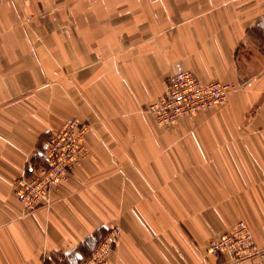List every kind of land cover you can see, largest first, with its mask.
<instances>
[{"label": "crops", "instance_id": "1", "mask_svg": "<svg viewBox=\"0 0 264 264\" xmlns=\"http://www.w3.org/2000/svg\"><path fill=\"white\" fill-rule=\"evenodd\" d=\"M40 1L0 0V264H73L113 226L108 264H230L206 251L238 221L264 263V0ZM178 68L231 90L160 125ZM68 118L85 154L25 214L15 181Z\"/></svg>", "mask_w": 264, "mask_h": 264}, {"label": "built area", "instance_id": "2", "mask_svg": "<svg viewBox=\"0 0 264 264\" xmlns=\"http://www.w3.org/2000/svg\"><path fill=\"white\" fill-rule=\"evenodd\" d=\"M230 90L228 84L216 80L203 83L191 71L178 68L167 80L163 95L147 104L145 111L156 123L171 126L179 118L219 107L226 102ZM87 128L88 125L77 118L63 120L48 135L38 159L27 162L23 174L14 184V197L25 214L50 205L51 191L67 179L85 154L81 140ZM119 233L116 226L106 229L90 254L76 264H108ZM206 252L213 258L227 255L230 264H264L254 262L262 252L243 221L236 222L229 232L211 242ZM42 264L59 262L51 257L43 259Z\"/></svg>", "mask_w": 264, "mask_h": 264}, {"label": "rangeland", "instance_id": "3", "mask_svg": "<svg viewBox=\"0 0 264 264\" xmlns=\"http://www.w3.org/2000/svg\"><path fill=\"white\" fill-rule=\"evenodd\" d=\"M81 1L83 2V0H81ZM59 3H61L60 0H42V1H40L41 5L42 4H46V6H47L46 9L47 10H54L56 8V5L59 4ZM62 3L65 6L67 4L70 5L72 3V1L71 0H62ZM75 3H77V2H75ZM59 260H60V257H59Z\"/></svg>", "mask_w": 264, "mask_h": 264}, {"label": "trees", "instance_id": "4", "mask_svg": "<svg viewBox=\"0 0 264 264\" xmlns=\"http://www.w3.org/2000/svg\"><path fill=\"white\" fill-rule=\"evenodd\" d=\"M93 250V248L91 247L87 252H86V254L87 255H89L90 254V252ZM86 255V256H87ZM70 256V255H69ZM66 256H61V258H60V260L59 259H57L58 261H59V264H63L64 263V261L66 260ZM71 258H73L72 256H71ZM72 262H73V264H76V262L78 261H76V260H73V259H70ZM76 261V262H75ZM75 262V263H74ZM65 264H68L67 262H65Z\"/></svg>", "mask_w": 264, "mask_h": 264}]
</instances>
